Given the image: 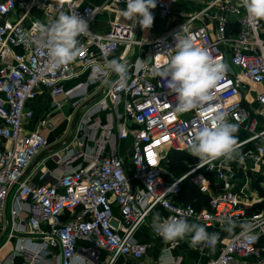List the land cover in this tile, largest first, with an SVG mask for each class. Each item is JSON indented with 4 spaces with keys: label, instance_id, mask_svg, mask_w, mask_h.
<instances>
[{
    "label": "built area",
    "instance_id": "2783aa9c",
    "mask_svg": "<svg viewBox=\"0 0 264 264\" xmlns=\"http://www.w3.org/2000/svg\"><path fill=\"white\" fill-rule=\"evenodd\" d=\"M177 1L156 0V8L161 16H169ZM198 1L202 6L144 41L136 37L137 22L114 19L103 32L90 27L104 8L117 3L126 8V0L94 5H80L76 0H0V225L6 238L25 233L38 239L42 248L33 251L35 264H54V260L55 264H113L119 258L123 264H175L171 249L177 241L168 242L153 263L146 245L135 237L136 228L154 206H162L167 219L194 218L208 233L209 226L231 219L233 232L205 264H264V242L260 241L264 198L259 210L249 212L232 189V173L217 160L197 159L172 179L165 177L169 173L162 168L165 154L189 151L195 131L210 122L208 115L220 110L238 126L237 133H246L241 138L236 135L240 149L244 147L254 164H263L264 180V20L249 18L242 0ZM33 11L44 18L32 15L26 28L19 17ZM61 13H74L88 23V31L77 37L83 38L82 52L66 67L50 60L36 43L38 31H33L38 22L50 25ZM176 34L192 35L196 46L229 67L213 90V99L183 113L176 111V95L164 86L156 67L175 53ZM144 44L145 52L140 50ZM119 47V62L128 68L123 81L107 66L110 54ZM138 61H143L139 69ZM76 65L88 70L87 80L65 87L64 81L78 74ZM100 79L105 84L79 112L73 136L60 152L45 155L46 135L41 129L25 128V120L33 116L26 101L43 87L58 106L61 96L73 97L72 103L78 104L85 98L86 85ZM252 100L257 108L249 107ZM100 112H105L104 122L98 120ZM47 123V118L40 120L41 126ZM128 136L129 164L116 151L118 138ZM48 158L56 163L52 168L44 163ZM36 168H43L35 175L37 180ZM211 174L221 179L217 191L212 189ZM185 176L209 195L208 206L196 208L173 198ZM154 230L158 233V226ZM52 248L57 254L51 253ZM101 250L104 258L99 257ZM12 253L27 255L18 249Z\"/></svg>",
    "mask_w": 264,
    "mask_h": 264
},
{
    "label": "clouds",
    "instance_id": "9594fccd",
    "mask_svg": "<svg viewBox=\"0 0 264 264\" xmlns=\"http://www.w3.org/2000/svg\"><path fill=\"white\" fill-rule=\"evenodd\" d=\"M156 0H126V8L122 15L134 23L138 22L142 29H150L154 23L151 9L156 8ZM242 6L249 18L264 20V0H242ZM187 31L185 27L182 28ZM33 31H38L37 45L44 49L46 55L58 67H66L74 62L82 52L77 37L88 31V23L75 15L61 13L50 25L37 23ZM175 53L163 60V65H157L159 77L164 86L175 93L179 113L200 109L206 102L213 99V90L226 77L229 67L226 63L214 59L210 53L196 46L192 35L175 36ZM143 61L137 62V68ZM108 68L117 73L120 80H125L127 65L113 59L108 62ZM207 112V109H204ZM209 123L199 127L188 142L190 154L201 162L211 163L220 158L234 159L241 145L236 133L238 126L228 122L227 114L217 110L206 117ZM158 219V217H157ZM231 225L229 218L226 222ZM225 230L230 231L231 228ZM158 233L166 241L182 240L191 235L193 245L203 244L214 247L219 239L218 233H208L205 227L197 223H189L186 218L170 217L160 221ZM20 251H38L41 245L29 241L18 242Z\"/></svg>",
    "mask_w": 264,
    "mask_h": 264
},
{
    "label": "crops",
    "instance_id": "0c3cea01",
    "mask_svg": "<svg viewBox=\"0 0 264 264\" xmlns=\"http://www.w3.org/2000/svg\"><path fill=\"white\" fill-rule=\"evenodd\" d=\"M80 5H94L103 2L104 0H76ZM125 8L123 3L113 4L110 7L104 8L102 12L97 14L95 18L90 22V27L97 32H103L107 30L114 19H118L121 21H128L124 20V16L119 12ZM175 8V7H174ZM121 9V10H120ZM154 15V23L150 29H142L140 32V37L144 41H149L150 39L154 38L158 34H162L169 30L175 23L168 24V20H175L173 17L170 16H161L158 9L154 8L151 9ZM184 12V11H183ZM182 12V13H183ZM18 12L14 13V17L16 18ZM185 14V13H183ZM32 15L39 20H43V15L40 12L33 11L27 16L19 17L21 22L26 28H29ZM159 18L162 20H159ZM161 21V28L158 29L159 22ZM138 25V22H137ZM137 32V30H136ZM83 38L77 39L80 42ZM147 45L144 44L140 47V50L145 52L147 49ZM121 52V47L117 50L112 52L109 56V61L116 59L119 61V54ZM77 66V65H76ZM78 74L70 79L64 81L65 87H70L78 82H85L87 80V73L88 70L82 68L80 65L77 66ZM105 81L103 80H93L85 87V98L83 101L78 104H73V97H65L61 96L58 98L60 100V105H56L54 98L49 94V92L40 87L37 91V94L34 98L29 99L26 101V107L33 111V116L29 119L25 120V128L26 129H41L43 133L46 135L47 139L51 136L55 137H62L70 128L71 132H75L78 123L79 112L82 111L88 103L96 99L97 95L101 92V89L104 86ZM249 107L257 108V103L255 101H251ZM78 112V114H77ZM99 122H104L105 112H100L97 116ZM42 118H47L48 123L47 125L41 126L40 120ZM134 125L130 123L128 127H133ZM241 132L238 134L240 135ZM54 137V138H55ZM56 143V141H55ZM51 144V145H50ZM54 144V143H53ZM55 148L49 149L47 148V154H53L55 152H60V148H58L57 144ZM52 146V143L48 144V147ZM116 151L124 155L126 157V162L129 161V154H130V137L127 138H118L116 144ZM190 154V152L188 151ZM217 162H221L228 167V171L233 175V183L232 189L236 192L238 199L242 204H244L247 208L255 209L260 203H262V198H264V180L261 175V171L263 169V164L256 163L254 164L252 161L251 156H248L244 153V147L238 150V153L235 154L234 159L232 160H225L224 158H220ZM47 167L52 168L56 165L52 158H48L44 161ZM129 164V163H128ZM43 168H36L34 172V179L37 180L36 174L40 172ZM174 175L166 174L165 177L167 179H172ZM175 177V176H174ZM212 180V189L217 191L221 187V179L217 178L215 174H211ZM183 183V181L181 182ZM182 186V184H181ZM182 188H180L181 190ZM179 193V192H178ZM173 196L176 201L182 202L184 197L189 201L193 202L196 207L203 208L206 207V200H202L203 197H209L207 193H202L207 196H180L178 195ZM208 199V198H207ZM116 209V207H115ZM158 217V219H157ZM168 212L162 206H154L149 212L145 220L138 225L135 231L136 239L146 245V251L149 258L156 262L158 255L160 254L162 248L168 244V242L164 240L159 233H157L154 228L158 226L160 221L167 220ZM189 223H197L194 218H186ZM231 228L230 231L225 230L226 228ZM209 233H218L219 239L214 247L205 246L203 244L200 245H193L191 243V235L186 236L182 240H176V245L171 249V253L175 258V264H205L207 259L211 256L216 255L221 248V245L226 241V238L233 232L232 225L227 223H218L213 224L208 227ZM21 236H10L6 238L5 228L0 225V264H35L34 260L37 256H34L33 251H28L27 255L22 254H13L16 249H18V242L21 241H29L33 244L38 242L37 238H34L30 234H20ZM2 238V239H1ZM79 244H86V241H79ZM53 250V251H52ZM51 253L57 254V249L52 248ZM100 258L105 257V251L101 250L99 254ZM57 261L54 260V264ZM113 264H123L122 259H117Z\"/></svg>",
    "mask_w": 264,
    "mask_h": 264
},
{
    "label": "rangeland",
    "instance_id": "374dc122",
    "mask_svg": "<svg viewBox=\"0 0 264 264\" xmlns=\"http://www.w3.org/2000/svg\"><path fill=\"white\" fill-rule=\"evenodd\" d=\"M200 6H202V2H199L198 0L196 2H193V0H178L175 3L174 10L171 11L169 16L173 17L178 22L183 17V15H185V14H187L193 10H196ZM182 12L185 14H183ZM121 14H122V12H121ZM123 19L128 20L125 17ZM159 20H161V19L159 18ZM161 21L159 22L158 29L161 28ZM172 23H176L175 20H172V21L168 20V24H172ZM70 128H71V126H70ZM70 128H68L67 132L61 138L55 137V136L49 137L48 142L52 143V145L57 144L58 148L62 147L63 144L65 143V140H69L73 136V132H71ZM55 141H56V143H55ZM169 152L170 151H168L165 154L164 158L162 159V168L164 170H166L169 174L173 173L175 177L181 176L183 173H185L189 168H191L197 162V158L193 157L191 154H187V157L190 159H188V161H185L186 163H184L182 165L181 164L175 165V163L171 159L172 163L167 164L166 162L170 158ZM178 155H179V153H178ZM176 156H177V154H173V157H175V159L178 160Z\"/></svg>",
    "mask_w": 264,
    "mask_h": 264
},
{
    "label": "trees",
    "instance_id": "16d2710c",
    "mask_svg": "<svg viewBox=\"0 0 264 264\" xmlns=\"http://www.w3.org/2000/svg\"><path fill=\"white\" fill-rule=\"evenodd\" d=\"M239 133H236L235 135H237L238 137H244L245 135H246V133L245 132H241V134L240 135H238ZM170 158H169V160H167V164H170V163H172L171 162V159L173 160V162L175 163V165H177V164H184V163H186L185 161H188V159H190V158H188L187 157V154H189L188 153V151H174V150H171L170 152ZM178 153H179V155H178ZM173 154H177V159L178 160H176L175 159V157H173ZM175 160V161H174ZM173 174V173H172ZM174 175V174H173ZM183 183H181L182 184V186L180 185V188H182L181 190H179V193H178V195H180V196H200V198L202 197V196H207V195H205V194H202L200 191H199V189H198V187L197 186H195L193 183H192V181H191V179L189 178V177H186V178H184L183 180ZM208 198V197H207ZM206 197H203L202 198V200H206V206H208V199H207ZM182 202H191V201H189L188 199H186L185 197H184V200H182ZM194 206H195V204L193 203V202H191ZM196 207V206H195ZM262 207V203H260L255 209H251V208H247V210L249 211V212H252V211H257V210H259L260 208ZM196 208H199V207H196ZM260 241L261 242H264V235L262 236V238L260 239Z\"/></svg>",
    "mask_w": 264,
    "mask_h": 264
},
{
    "label": "water",
    "instance_id": "95a60500",
    "mask_svg": "<svg viewBox=\"0 0 264 264\" xmlns=\"http://www.w3.org/2000/svg\"><path fill=\"white\" fill-rule=\"evenodd\" d=\"M141 30H142V28L140 27V25H139V23H138V25H137V32H136V37H137V38L140 37V32H141ZM77 114H78V112H77ZM48 148H49V149L55 148V145L49 146ZM43 155H44V152H42V153H40L38 156H36V158L34 159V162L32 163V165L36 164V162H37V161L40 159V157H42ZM32 165L29 166V168H27V171L32 167ZM186 177H187V176L183 177V179L186 178ZM111 223H112L113 225H116V221H115L114 219H111Z\"/></svg>",
    "mask_w": 264,
    "mask_h": 264
}]
</instances>
